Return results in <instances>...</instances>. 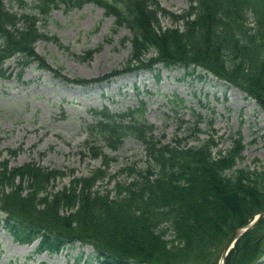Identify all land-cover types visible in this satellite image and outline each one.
I'll use <instances>...</instances> for the list:
<instances>
[{"label": "trees", "instance_id": "trees-1", "mask_svg": "<svg viewBox=\"0 0 264 264\" xmlns=\"http://www.w3.org/2000/svg\"><path fill=\"white\" fill-rule=\"evenodd\" d=\"M8 1L0 0L1 77L11 75L4 64L13 57L21 75L37 60L39 67L61 76V69L52 68L35 50L40 39L58 41L43 33L39 22L62 4L80 8L92 3L114 16L111 33L130 30L131 36L122 39L131 42L130 56L125 67L100 78L67 81L86 85L153 70L156 63L188 72L201 66L246 91L264 109V0H190L180 14L159 0H34L37 12L22 13ZM160 14L175 23L182 20V26L164 27ZM98 49L80 57L89 58ZM151 52L154 57L147 56ZM91 113L84 123L86 153L81 152L101 158L102 164L89 175L73 173L61 188L56 181L68 176L67 169L37 161L13 165L0 151V230L5 228L15 241L40 238L36 252L49 253L88 243L100 257L98 264H218L233 232L264 209V170L236 167L245 159L242 136L224 152L215 151L213 137L189 145L154 135L143 102L127 111L103 106ZM129 136L144 145V165H125L111 173L115 157L108 150H118ZM22 149L9 148L8 153L16 156ZM123 174L126 179L107 187ZM226 264H264V217L239 238Z\"/></svg>", "mask_w": 264, "mask_h": 264}, {"label": "rangeland", "instance_id": "rangeland-1", "mask_svg": "<svg viewBox=\"0 0 264 264\" xmlns=\"http://www.w3.org/2000/svg\"><path fill=\"white\" fill-rule=\"evenodd\" d=\"M7 3L19 13L37 12L34 0ZM159 3L176 14L190 6V0ZM160 19L164 27L182 26V20L175 23L169 15H161ZM113 24V16L91 3L80 8L62 4L47 19L40 20L41 31L58 41L41 39L36 52L52 68L61 69L64 80L40 68L38 61L26 67L21 76L16 58L5 62L11 77H0L2 157L10 158L13 165L37 161L67 169L68 176L56 181V187L61 188L70 183L73 173L77 177L89 175L102 164V159L92 158V153L80 152L88 134L84 123L92 119L91 109L109 106L120 112L141 107L143 102L145 118L154 124V135L162 140L175 143L180 139L182 144L199 145L213 137L217 148L224 151L242 136L245 159L238 167L264 170V109L247 92L201 66L188 72L182 66L166 68L156 63L153 70L126 72L88 85L67 81L97 79L125 67L131 42L122 43V39L130 37L131 32L121 27L111 33ZM92 48L99 49L89 58L80 57ZM15 147L23 149L10 156L8 149ZM108 152L115 157L110 163L111 173L125 165L139 167L145 162L143 144L135 137L125 138L118 150ZM126 178V174L120 175L107 187ZM0 243V264H98L99 259L91 245L80 242L58 253H37L39 239L21 244L5 229L0 232Z\"/></svg>", "mask_w": 264, "mask_h": 264}, {"label": "water", "instance_id": "water-1", "mask_svg": "<svg viewBox=\"0 0 264 264\" xmlns=\"http://www.w3.org/2000/svg\"><path fill=\"white\" fill-rule=\"evenodd\" d=\"M264 217V209H262L260 212H258L255 216V218L247 224L246 226L237 228L232 236L230 237L229 241L225 245L219 264H226V258L230 251L235 247V244L237 240L247 231L251 230L253 227L257 225V223Z\"/></svg>", "mask_w": 264, "mask_h": 264}, {"label": "bare ground", "instance_id": "bare-ground-1", "mask_svg": "<svg viewBox=\"0 0 264 264\" xmlns=\"http://www.w3.org/2000/svg\"><path fill=\"white\" fill-rule=\"evenodd\" d=\"M227 261V260H226Z\"/></svg>", "mask_w": 264, "mask_h": 264}]
</instances>
